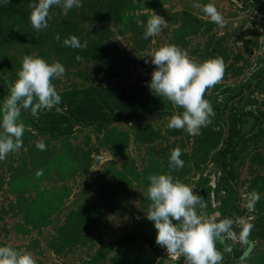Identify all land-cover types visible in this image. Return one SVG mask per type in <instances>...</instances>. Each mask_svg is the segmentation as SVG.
<instances>
[{
  "label": "rangeland",
  "instance_id": "1",
  "mask_svg": "<svg viewBox=\"0 0 264 264\" xmlns=\"http://www.w3.org/2000/svg\"><path fill=\"white\" fill-rule=\"evenodd\" d=\"M30 2L0 3V102L26 54L66 72L53 81L61 103L38 119L22 112L23 147L0 161V246L26 250L37 264H184L155 243L145 216L148 176L167 173L193 187L208 214L251 225V250L217 244L222 264H264V0H82L66 14L54 7L39 32ZM197 3H213L225 26ZM153 13L168 25L144 39L137 21ZM70 36L87 48L64 46ZM163 44L224 62L204 97L215 115L199 135L167 128L183 110L148 87L155 66L142 56ZM177 147L184 167L170 171Z\"/></svg>",
  "mask_w": 264,
  "mask_h": 264
},
{
  "label": "clouds",
  "instance_id": "2",
  "mask_svg": "<svg viewBox=\"0 0 264 264\" xmlns=\"http://www.w3.org/2000/svg\"><path fill=\"white\" fill-rule=\"evenodd\" d=\"M12 0H0L9 4ZM210 22L225 26L222 13L213 3L195 4ZM29 20L37 32L48 27L51 10L61 8L66 14L72 8L82 7V0H31ZM144 29L143 38L155 37L167 27L168 22L160 15H153L144 21H137ZM60 39L59 34L55 37ZM66 47L84 50L87 42L81 43L76 36L63 41ZM142 57H150L155 66L148 83L150 91L157 97L171 103L174 109H182L167 117V128L183 130L189 135H199L201 129L212 122L215 115L211 103L205 99L206 92L223 78L225 65L221 58L196 61L175 44H163L145 51ZM82 57L76 56V60ZM145 63L149 60L145 59ZM66 69L59 61L52 63L45 59L26 54L22 57L17 78L8 82L9 93L0 102V161L11 153H18L23 147L26 125L21 120L22 112L33 118L51 110L61 103L54 80L62 79ZM36 147L45 150L43 141ZM181 149L170 151L168 167L178 171L184 167L180 158ZM37 175H42L38 171ZM146 188V198L150 201L145 212L147 220L153 222L156 230L155 243L166 249L167 255L184 264H222L223 253L217 244L224 245V251L231 252L232 244L239 243L251 250L248 239L251 225H244L239 217L218 219L219 214H208L207 203L193 187L175 179L170 174H150ZM236 229H240L239 232ZM0 264H37L32 253L16 249L11 245L0 246Z\"/></svg>",
  "mask_w": 264,
  "mask_h": 264
},
{
  "label": "trees",
  "instance_id": "3",
  "mask_svg": "<svg viewBox=\"0 0 264 264\" xmlns=\"http://www.w3.org/2000/svg\"><path fill=\"white\" fill-rule=\"evenodd\" d=\"M231 138H232V136H231V135H229L228 141H230V140H231ZM222 156H224V154H223Z\"/></svg>",
  "mask_w": 264,
  "mask_h": 264
}]
</instances>
